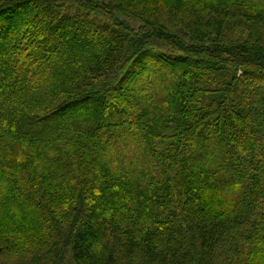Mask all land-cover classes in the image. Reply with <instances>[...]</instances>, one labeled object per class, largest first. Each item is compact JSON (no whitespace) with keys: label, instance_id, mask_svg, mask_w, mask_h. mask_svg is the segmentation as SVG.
I'll list each match as a JSON object with an SVG mask.
<instances>
[{"label":"trees","instance_id":"trees-1","mask_svg":"<svg viewBox=\"0 0 264 264\" xmlns=\"http://www.w3.org/2000/svg\"><path fill=\"white\" fill-rule=\"evenodd\" d=\"M0 264H264V0H0Z\"/></svg>","mask_w":264,"mask_h":264}]
</instances>
